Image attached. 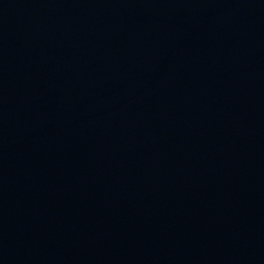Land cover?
Here are the masks:
<instances>
[{
  "label": "water",
  "instance_id": "obj_1",
  "mask_svg": "<svg viewBox=\"0 0 264 264\" xmlns=\"http://www.w3.org/2000/svg\"><path fill=\"white\" fill-rule=\"evenodd\" d=\"M0 264H264V0H0Z\"/></svg>",
  "mask_w": 264,
  "mask_h": 264
}]
</instances>
